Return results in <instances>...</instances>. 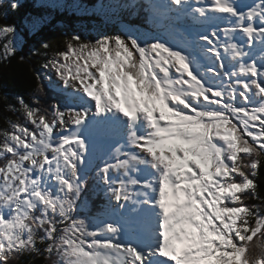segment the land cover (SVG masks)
Returning <instances> with one entry per match:
<instances>
[{
	"label": "snow or ice",
	"instance_id": "6c2138e0",
	"mask_svg": "<svg viewBox=\"0 0 264 264\" xmlns=\"http://www.w3.org/2000/svg\"><path fill=\"white\" fill-rule=\"evenodd\" d=\"M149 7L170 40L72 36L45 65L51 119L20 99L33 128L0 132V264L38 240L52 264H264V211L244 203L264 158V0ZM0 40L14 55L15 26Z\"/></svg>",
	"mask_w": 264,
	"mask_h": 264
},
{
	"label": "trees",
	"instance_id": "16d2710c",
	"mask_svg": "<svg viewBox=\"0 0 264 264\" xmlns=\"http://www.w3.org/2000/svg\"><path fill=\"white\" fill-rule=\"evenodd\" d=\"M32 1L15 0L19 4L16 10H12L9 6L12 0H3L2 5L0 4V13L6 14L7 17L5 19L0 16V25L15 26L19 35L14 55L4 59L3 50L0 49V132L10 130L12 123H19L30 130L33 128L24 118L20 109V99L30 107L39 109L42 114H47L51 119V106L57 103L60 96L59 80L51 66L45 67V65H48L58 53L66 51V42L70 41L72 36L78 35L82 40L90 43L105 36L120 35L128 38L122 26L134 23L136 25L137 15L126 8H119L104 22L101 19L90 20L88 12L84 16L71 14L66 11L68 8H59L54 12L42 3L37 7H31ZM31 18L39 19L34 25L36 26L34 30L31 29L33 27ZM0 43L3 41L0 40ZM45 73L54 79L57 87L48 85L45 87L41 81ZM254 179L258 185L259 199L249 198L244 203L259 205L261 211H264V158H261L258 175ZM93 188L94 178L90 177L86 181L87 190L84 196L92 201L96 197ZM87 212L88 208H82L80 218H86ZM254 241V245L260 243L256 238ZM36 246L39 249L38 253H25L12 260L10 264H52L57 258L44 252L46 242L40 243L38 240ZM255 248L261 250L259 247Z\"/></svg>",
	"mask_w": 264,
	"mask_h": 264
},
{
	"label": "rangeland",
	"instance_id": "374dc122",
	"mask_svg": "<svg viewBox=\"0 0 264 264\" xmlns=\"http://www.w3.org/2000/svg\"><path fill=\"white\" fill-rule=\"evenodd\" d=\"M156 3H160V0H152V4H156ZM36 22H33L31 25L33 26L31 29L34 30L36 28L35 25ZM167 39V38H166ZM44 84L45 82L43 80H41ZM71 90V89H70Z\"/></svg>",
	"mask_w": 264,
	"mask_h": 264
},
{
	"label": "bare ground",
	"instance_id": "6f19581e",
	"mask_svg": "<svg viewBox=\"0 0 264 264\" xmlns=\"http://www.w3.org/2000/svg\"><path fill=\"white\" fill-rule=\"evenodd\" d=\"M39 66V65H38ZM43 66V65H42Z\"/></svg>",
	"mask_w": 264,
	"mask_h": 264
}]
</instances>
